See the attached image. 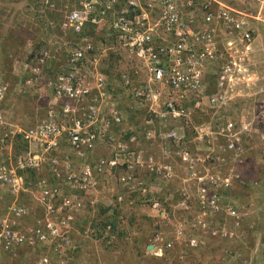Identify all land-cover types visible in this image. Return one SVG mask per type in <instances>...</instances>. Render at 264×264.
Listing matches in <instances>:
<instances>
[{"label":"built area","instance_id":"1","mask_svg":"<svg viewBox=\"0 0 264 264\" xmlns=\"http://www.w3.org/2000/svg\"><path fill=\"white\" fill-rule=\"evenodd\" d=\"M64 9L63 41L40 47L34 62L15 59V85L0 65V189L12 195L0 219V252L26 243L43 249L36 264H54L53 255L69 264L76 216L86 201L94 205L100 178L116 174L127 190L110 205L138 200L170 223L181 210L191 215L186 221L193 229L236 235L225 225L213 227V219L229 216L240 228L232 191L243 180L235 167L244 162L245 137L264 141L258 33L248 13L220 0H75ZM117 49L132 66L114 77L110 61ZM50 59L61 62L54 76L45 70ZM14 87L40 94L45 112L32 126L4 114ZM246 95L257 98L249 116L233 120L219 112ZM135 116L131 133L118 136L121 124ZM100 147L110 153L97 155ZM43 169L46 175L27 186L26 173ZM177 177L180 186L169 190ZM30 188L42 212L23 229L20 221L34 208L20 195ZM182 237L191 247L203 242L188 238L183 226L173 235L156 233V253L172 250Z\"/></svg>","mask_w":264,"mask_h":264},{"label":"rangeland","instance_id":"2","mask_svg":"<svg viewBox=\"0 0 264 264\" xmlns=\"http://www.w3.org/2000/svg\"><path fill=\"white\" fill-rule=\"evenodd\" d=\"M57 1L59 0H0L1 34L2 32L8 33L14 30L16 32L18 26L22 29L29 26V32L32 31L31 27H34L36 29L31 32V35L39 34L38 39H44L43 45L55 48L54 45L49 43L63 41L62 36L64 33L59 31L61 30L59 23L48 18L51 28L49 36L46 38L45 35L48 34L46 27L45 29L40 28L36 14H42L47 4H51L50 7L58 8L59 11L63 12L65 4L63 6L57 5ZM62 1L66 4L68 1L69 4L74 2L71 0ZM221 1L237 10L248 13L250 21L256 28L258 33L255 42L256 72L260 78L258 83L264 88V0ZM98 35L105 36L104 33ZM38 39H32V41L27 39L20 46H15V40H6L0 45V65L6 72V78L14 85L19 80L13 70L15 59L25 60L30 50L29 45L37 43ZM60 57L63 59L65 52ZM58 66L55 65L51 68L58 70ZM111 66L110 72L115 77L124 70H128L132 66V62L127 57L121 56V50L117 49ZM26 89L28 91L19 92L14 87L3 105V109L8 120L20 122L25 126H32L43 116L45 110L41 104L39 92L36 93L33 87ZM256 99L253 96L246 95L232 102L227 110L221 109L219 112L224 113L233 120H237L241 114H248L249 116V111L252 110ZM124 106L127 107L128 104H124ZM136 117L124 121L117 129V135L128 136L129 126L134 127ZM244 145L246 147L244 162L235 167L241 173L243 181L237 182L232 191L238 203H240L239 210L243 217L241 226L238 230L237 227L234 229L233 219L229 216L223 215L213 219L215 225L213 227L219 229V227L225 225L226 228L234 230L236 235L222 238L211 236L208 229H193L186 221L190 220L191 215L189 216L181 210L171 217L173 223H157L155 217L151 215L153 211L139 201L132 206L124 204L119 207L121 225L126 230L124 235L119 236V234H116L108 241L95 236L96 230H93L94 228L91 227L90 222L93 217H96L100 209L98 207L110 205L109 201L114 198L118 191H121L118 174H116L114 177L100 178L98 192L91 198L94 205L91 201H86V207L78 215L76 228L79 231L74 233L83 236L85 242L84 246H81L83 251L75 252L74 258L78 262L83 257L88 264H264V141L254 134L251 137H245ZM109 153L110 150L107 147H100L96 151L97 155H107ZM45 175V169L36 171L35 174L27 172L26 179L29 181V186L33 187ZM254 181H259V184L254 186L252 184ZM180 184L181 180L177 177L174 181L169 182L167 187L169 190H173L179 187ZM26 193L29 195L24 194L22 202H30L29 204L34 208V212L40 211L41 208L38 206L36 198L38 194L36 188H30ZM11 200V195L6 189L0 191V217L5 213ZM20 222V227L27 228L35 223V218L29 216ZM183 226L186 228L188 238L193 235L203 239L200 246L191 247L187 240L184 241L185 239L182 237L181 242L170 253L160 255V253H156V249H149V240L152 239L156 231H168L173 235ZM77 243L79 242L77 241ZM25 249L27 254L21 256L13 254L19 258H17L16 263L10 264H33V261L40 255L38 251H43V249L36 247Z\"/></svg>","mask_w":264,"mask_h":264},{"label":"trees","instance_id":"3","mask_svg":"<svg viewBox=\"0 0 264 264\" xmlns=\"http://www.w3.org/2000/svg\"><path fill=\"white\" fill-rule=\"evenodd\" d=\"M39 5H40V3L38 4V6ZM49 5H51V4L45 5L46 9L44 10V12H42V14H40V13L36 14L38 16L37 21L40 23V28L45 29V27H46V30L48 33L45 35L46 38L49 36V31L51 28V25H50L48 18L52 19L53 21L58 22L59 24L63 20V13L60 12L58 10V8H52ZM57 5L63 6L64 2L63 1L61 2V0H59V1H57ZM34 29H36V28L31 27V30H32L31 32H33ZM31 32H29V26L26 27V29H22L20 26H18V29H16V32H15V30L9 31L8 33L2 32V34L0 32V45L3 44L6 40H15L16 41L15 46H20L24 42H26L27 39H28V41H30V40L32 41V39L33 40L38 39L39 34L31 35L32 34ZM90 32H95L94 26L90 28ZM99 38H102L104 43L108 42L107 38L104 36L103 37L101 36ZM43 40L44 39H42V38L38 39V42L35 43L33 53L27 54L26 60H30L31 62H34V60L37 57V54L39 53L40 47H42L44 44ZM63 52L66 53L67 51L63 50ZM114 57H115V55H114ZM112 59L110 61V68L112 67L111 66ZM55 65H59L58 69L59 70L61 69V63L60 62H58L55 59L48 60L46 67H45V70L49 76H54L57 74V71L53 70L51 68ZM107 72H109V71L107 70ZM263 126H264V124H263ZM21 148H23V147L20 145L19 149H16V150L19 152L21 150ZM28 172L35 174L34 170H29ZM118 183H119V181H118ZM120 185L121 184L119 183V186ZM120 188H121V191H118V193H124L127 190V188H124L122 186ZM118 193H116V194H118ZM135 202H139V201L137 200ZM130 206H132V205H130ZM119 207H120L119 205H116V206L108 205L106 207H103V206L100 207V212L97 213L96 217H94L93 221L90 224L91 227L94 228V231L96 230L95 236L102 238L105 241H108L112 237H114V235H116V234L117 235L119 234V236L125 234L126 230L123 227V225H121V218H120L121 213H120ZM15 250H16V254H19L20 256L27 254V250L23 246L16 247ZM75 250L78 251L79 249L75 248ZM17 258H19V257H15L12 253L9 255L7 254L1 264H10L13 262L16 263Z\"/></svg>","mask_w":264,"mask_h":264},{"label":"clouds","instance_id":"4","mask_svg":"<svg viewBox=\"0 0 264 264\" xmlns=\"http://www.w3.org/2000/svg\"><path fill=\"white\" fill-rule=\"evenodd\" d=\"M65 5H66V2L64 3ZM67 4H69V1H68V3ZM65 5H64V8H65ZM59 10V9H58ZM61 12V11H60ZM63 13V12H62ZM94 29H95V27H94ZM34 45H35V43H34ZM61 63V62H60ZM5 71V70H4ZM57 71V70H56ZM4 114H5V112H4ZM6 116V115H5ZM7 118V117H6ZM27 180V186L29 185V181H28V179H26ZM3 189H5V188H3ZM2 189V190H3ZM7 192H9L8 190H7ZM10 193V192H9ZM26 192H24V193H22L21 195H20V197H21V201H23V196H24V194H25ZM11 195V194H10ZM11 198H12V195H11ZM24 203V202H23ZM24 204H26V203H24ZM28 204V203H27ZM29 205V204H28ZM146 206H148L152 211H153V213H151V215L153 216V217H155V220H156V222L158 223V222H161V223H168V224H171L169 221H167V220H165V219H162L161 217H159L157 214H156V212L154 211V209L151 207V206H149L147 203H146ZM40 207V206H39ZM41 208V207H40ZM6 210H7V208H6ZM6 212V211H5ZM42 212V209L40 210V211H36V212H32L30 215H28L27 217H29V216H33L34 218H35V222H36V217L37 216H39L40 215V213ZM81 213V212H80ZM79 213V214H80ZM5 213H3V215H4ZM78 214V215H79ZM2 215V216H3ZM78 215L76 216V220H75V223H74V230H75V228H76V224H77V222H78ZM1 216V217H2ZM1 217H0V219H1ZM27 217H25V218H27ZM25 218H23V219H25ZM93 219H94V217H93ZM93 219L91 220V222L93 221ZM86 220V219H85ZM86 222V221H85ZM91 222H90V224H91ZM35 225V223L32 225V226H34ZM31 227V226H30ZM22 228V227H21ZM28 228V227H27ZM23 229H25V228H23ZM94 230V229H93ZM73 232V231H72ZM158 232H166V231H163V230H158V231H156L155 232V234L153 235V237H152V239H150L149 241V243H148V245L150 246V245H153L152 246V248H154V249H156V247H155V243H154V237H155V235H156V233H158ZM72 237H73V240H74V245H75V247L74 248H71V251H72V253L74 254L75 252H77L76 250H75V248L76 249H78V245H77V242H76V240H75V238H74V236H73V234H72ZM19 246H23V247H25V248H27V247H34V245H28V244H26V243H23V244H20V245H16V246H14L12 249H9L10 250V252L9 253H12V254H16V250H15V248L16 247H19ZM37 248V247H36ZM39 249V248H38ZM2 251H8V250H2ZM171 252V250H169V251H167V253H170ZM39 253H40V255H39V257L37 258V259H35L34 261H33V264H36V262L39 260V258L41 257V255L43 254V251H39ZM166 253V254H167ZM75 255V254H74ZM80 261H85L83 258L80 260ZM80 261H78L77 262V260L76 259H74L73 261H71L69 264H79V262ZM53 262H54V264H58L57 263V259H56V256L55 255H53ZM86 262V261H85ZM87 263V262H86ZM88 264V263H87Z\"/></svg>","mask_w":264,"mask_h":264},{"label":"crops","instance_id":"5","mask_svg":"<svg viewBox=\"0 0 264 264\" xmlns=\"http://www.w3.org/2000/svg\"><path fill=\"white\" fill-rule=\"evenodd\" d=\"M71 1H75V0H71ZM221 1V0H220ZM55 22V21H54ZM62 22V21H61ZM59 28L61 29V23L59 24ZM60 31H62L63 32V30L61 29ZM98 37H101V35H98ZM103 37V36H102ZM42 103V102H41ZM117 131V130H116ZM130 133H128V135H129ZM2 189H0V191H1ZM7 190V189H6ZM25 194H28V193H25ZM29 195V194H28ZM110 202V201H109ZM26 203H30V202H26ZM111 204V203H110ZM97 206V205H96ZM120 206V205H119ZM100 207H98V209H99ZM39 209V208H38ZM100 212V209H99V211H98V213ZM77 232V231H79L77 228H75V230H73V232H72V234H73V236H74V238H75V240H76V238H77V240H76V242L78 241L79 243H77V245H78V251H80V250H82V248H81V246H84V237L83 236H81V235H76V233H74V232ZM81 233V232H80ZM1 246V245H0ZM83 251V250H82ZM10 252V250H8V251H1L0 252V262L2 263V261L4 260V258H5V256L8 254H11V253H9ZM38 253H39V251H38ZM82 253V252H81ZM83 258V257H82ZM92 258V257H91Z\"/></svg>","mask_w":264,"mask_h":264},{"label":"water","instance_id":"6","mask_svg":"<svg viewBox=\"0 0 264 264\" xmlns=\"http://www.w3.org/2000/svg\"><path fill=\"white\" fill-rule=\"evenodd\" d=\"M152 246H153V245H150V246H149V249H152Z\"/></svg>","mask_w":264,"mask_h":264}]
</instances>
